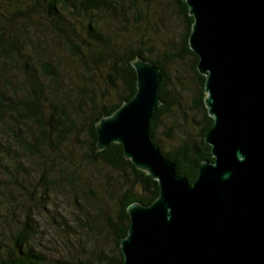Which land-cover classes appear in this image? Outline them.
Instances as JSON below:
<instances>
[{
  "label": "trees",
  "instance_id": "obj_1",
  "mask_svg": "<svg viewBox=\"0 0 264 264\" xmlns=\"http://www.w3.org/2000/svg\"><path fill=\"white\" fill-rule=\"evenodd\" d=\"M161 4L171 5L184 25L177 40L165 39L158 53L152 50L150 38L149 42L142 39L144 33L120 44L113 41L105 18L121 17L136 30L141 24L147 31L151 24H157L152 11ZM0 5L9 9L8 15L0 12V83L12 92L7 94L0 88V130L5 132L2 140L6 138L0 141V207L7 211L16 206L23 212L21 219L12 220L18 225L15 234L11 225L1 224L4 217L0 214V264L46 262L37 249L39 243L31 241L35 223L25 208L27 200L35 201L47 212L53 206L50 196H67L75 206L87 205L84 223L78 220L76 227L87 237L88 254L74 263L54 261L120 264L119 242L129 225L126 207L134 201L150 204L159 192L157 181L123 156L121 144L110 143L96 150L95 122L135 92L132 58L139 55L161 68L162 103L149 122V136L173 162L176 173L192 183L200 162L213 159L204 141L213 120L203 102L204 76L196 68L198 57L188 46L192 17L187 5L183 0H0ZM17 18L27 20L31 29L42 35L32 34L24 25L8 31L3 22ZM62 48L68 57L65 67L56 54ZM187 57L190 85L181 79V71L177 75L180 68L173 74L175 81L170 73L172 64ZM102 67L107 69L103 89L91 91L87 84L77 82L88 80L94 86V70L100 72ZM12 69L23 74L19 90L11 81ZM65 78L68 83L63 86ZM187 109L195 111L198 119L190 117ZM165 118L172 124H165ZM175 131L178 140L169 147L164 145ZM101 177L105 179L99 185L96 181Z\"/></svg>",
  "mask_w": 264,
  "mask_h": 264
},
{
  "label": "water",
  "instance_id": "obj_2",
  "mask_svg": "<svg viewBox=\"0 0 264 264\" xmlns=\"http://www.w3.org/2000/svg\"><path fill=\"white\" fill-rule=\"evenodd\" d=\"M183 1L213 120L204 133L213 159L200 162L192 183L176 173L149 136L161 68L132 58L135 92L95 122L96 150L121 144L159 192L126 207L120 264H264V0Z\"/></svg>",
  "mask_w": 264,
  "mask_h": 264
},
{
  "label": "rangeland",
  "instance_id": "obj_3",
  "mask_svg": "<svg viewBox=\"0 0 264 264\" xmlns=\"http://www.w3.org/2000/svg\"><path fill=\"white\" fill-rule=\"evenodd\" d=\"M7 5L10 6V1L9 4L7 2ZM8 10H9L8 8L6 9L3 5H0V12L5 13V15H8ZM143 12H147V10L143 9ZM105 19L104 21L107 23V27L109 31H111L110 36L112 35L111 37L113 38V41L115 43L120 44L123 41L126 42L129 40H133L134 38H139L140 35L144 33L145 37H142V39H144L145 41L147 40V42H149L148 40L149 38L151 39L150 42H152L153 45L152 50L155 53H158L161 49L164 48L163 43L165 39L177 40L178 37H180L181 32L184 28L182 21L180 20L179 16L175 14V12H173L171 5H165V4H161L160 9L157 10L154 9L152 11V19L156 21L157 24L156 23L151 24L147 28V31H143L141 24L139 26L140 30H136V28H134L130 22L129 23L124 22L123 18L121 17H118V20L116 18L115 20L114 19L105 20ZM24 21L25 22H22L17 18L14 20L4 21L3 23L4 25L5 24L7 25L8 31L12 30L13 27H17V29H22L23 28L22 25L29 27L31 29V27L26 23L27 20ZM74 27H76V29L79 30L80 29L79 23L75 22ZM31 32L33 34V32L35 31L31 29ZM35 33L41 34L40 32H35ZM44 35L47 36L46 34ZM111 44L112 46H114L113 43ZM108 48L110 47L108 46ZM59 51L60 52H57L56 54L58 55V59L62 61V65H63L62 67H65L67 66L65 64L68 62V57L65 54L64 48H62L61 50L59 49ZM189 63H190V59L187 57L184 60H179V62H177L174 65L172 64L170 66V73L174 81L175 79L173 74H175V69L180 68V70L177 71V75L181 71L182 72L181 79H184L186 85H190L191 83L190 81H192V76L189 69ZM94 71H95L94 73L95 75L92 76V78L97 81V83H94L95 87L87 79H86L87 81L85 80L81 81L80 79L77 81L74 75H72V79L73 81H77L80 84L82 83L85 85L87 84L88 88L91 91H95V90L98 91L104 88L103 80L106 75L105 71H107V69L105 67H102L100 72L99 70H94ZM9 74L12 78L11 80L12 83L17 85V89H18L20 81L23 80L22 72L20 73L16 69H12L10 70ZM84 74L86 75L87 72H84ZM41 79H43V76L41 77ZM67 80L68 78L62 80L63 86H65V84L68 83ZM0 88L1 90L6 91L7 94H12L10 90H7L5 87H2L1 83H0ZM54 98H56V95L54 96ZM187 113L189 114L190 117H194L195 119H198V114H196L195 111H190L187 109ZM165 119H166L164 121L165 124L167 125L172 124L168 118ZM165 124L161 125L162 131L164 130ZM2 129L0 130L2 132V133L0 132L1 134L0 141H4L6 139L5 138L4 140H2L5 137V132ZM161 130H160L161 133L160 137L162 140H164L163 138L164 135L162 134ZM179 137L180 136L175 131L173 139L171 141L165 142L164 145L168 146L170 143L176 142ZM104 179H105L104 177L98 179L96 181L97 184L102 185ZM31 188L32 186H30V189ZM3 199L1 200V204L3 202ZM68 199L69 197L67 196L65 198H63L62 196H56V198L50 196V200L53 201V206L50 205L49 211L47 212H43L36 205L35 201H28V200L26 201L27 206L25 210L29 212L30 215L33 216L35 223L34 226L35 228L32 233L31 241L34 243L35 242L39 243V247L37 249L38 251L43 253L47 259L44 264H64L63 262L54 261V259L56 258L63 261L68 260L71 262L73 261L76 262V260L82 259L84 256H86V254H88L87 250L89 249V245H88V241L86 240L87 237L84 234L83 230H80L79 228L76 227L77 222L83 221L82 215L87 205L86 206L82 205V207L81 205L75 206L74 204H72V201ZM1 209L2 206L0 207V214L3 215L4 220L2 221L1 224L4 225L8 223L9 225H11V233L15 234L16 227L18 225L14 224L12 220L15 217L21 219L23 217V212H21L19 208H16V206L14 207L13 210L12 208L11 210L9 209L7 211H3ZM81 223H84V221ZM108 244L110 245V247L112 246L111 241Z\"/></svg>",
  "mask_w": 264,
  "mask_h": 264
}]
</instances>
